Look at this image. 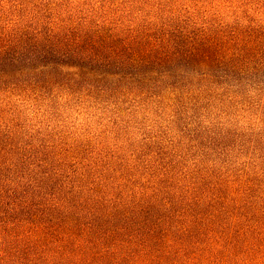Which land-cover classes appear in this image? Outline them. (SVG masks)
Wrapping results in <instances>:
<instances>
[{
  "label": "trees",
  "instance_id": "16d2710c",
  "mask_svg": "<svg viewBox=\"0 0 264 264\" xmlns=\"http://www.w3.org/2000/svg\"><path fill=\"white\" fill-rule=\"evenodd\" d=\"M182 1L0 0V264H209L264 241L245 225L253 184L149 151L146 121L244 102L264 42Z\"/></svg>",
  "mask_w": 264,
  "mask_h": 264
},
{
  "label": "rangeland",
  "instance_id": "374dc122",
  "mask_svg": "<svg viewBox=\"0 0 264 264\" xmlns=\"http://www.w3.org/2000/svg\"><path fill=\"white\" fill-rule=\"evenodd\" d=\"M260 1L240 0L232 8L227 0H200L195 14L208 17L213 20L215 26L229 25L232 30L237 21L245 26L253 25L264 29V15L256 12ZM190 5L189 1L183 0L180 7ZM245 14L250 15L247 22L243 20ZM235 15H238L240 20H237ZM182 19L185 21V13L182 14ZM259 50V54L252 57L253 64L243 90L246 100L239 106L219 103L208 106L209 103L203 102L200 107L204 106V111L184 110L175 124L170 123L172 113L160 119L159 123L154 124L151 120L145 123V131L153 127V132L163 137L157 141V146L149 151L162 146L168 157L167 161L179 163L173 169L187 179L200 173V176L205 175L210 181H228L238 177L244 180L245 185L253 184L250 204L246 207L248 222L245 221V225L250 226L255 223L264 225V66L257 70L258 64L264 65V42ZM77 121L75 116L70 119L66 130L78 125ZM140 133L136 131L132 135L139 138ZM237 200L239 207L243 209V201L248 198L241 193L238 194ZM257 205L262 207L259 211L255 209ZM254 244L258 249L262 245V252L248 253V248H253ZM230 251L226 250L217 261L209 264H264V259L261 258V255H264V241H251L238 247V250L232 248Z\"/></svg>",
  "mask_w": 264,
  "mask_h": 264
}]
</instances>
